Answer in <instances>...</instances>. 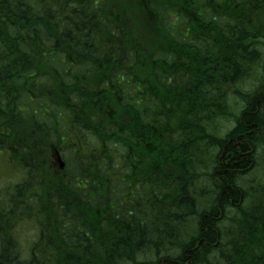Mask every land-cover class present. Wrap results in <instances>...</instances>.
Instances as JSON below:
<instances>
[{
	"label": "trees",
	"instance_id": "obj_1",
	"mask_svg": "<svg viewBox=\"0 0 264 264\" xmlns=\"http://www.w3.org/2000/svg\"><path fill=\"white\" fill-rule=\"evenodd\" d=\"M137 1L0 0V264H264V0Z\"/></svg>",
	"mask_w": 264,
	"mask_h": 264
},
{
	"label": "rangeland",
	"instance_id": "obj_2",
	"mask_svg": "<svg viewBox=\"0 0 264 264\" xmlns=\"http://www.w3.org/2000/svg\"><path fill=\"white\" fill-rule=\"evenodd\" d=\"M155 1V0H153ZM159 3L164 2L165 0H156ZM114 5L116 6L117 9L121 10V11H125L127 14V11H131L134 15L137 16H143V9L145 7L144 4H139V2L137 0H114ZM149 11V15L153 16L151 13V9L148 8ZM135 22H137V17L133 16ZM150 29L148 31H146V33H150L152 30V25L150 23ZM228 102H230L231 104H234V100L233 97H229L228 98ZM219 127L220 129V133L223 134L224 130L226 128H230L231 127V123L229 122H225L223 121H219ZM220 134V135H221ZM264 159V158H263ZM263 159H262V165H263ZM11 159L8 156V154H0V195L2 193V191H4L5 189L11 188L14 184L18 183L20 181L19 175L16 172L17 170V166L14 165V167L9 163V164H5V162H9ZM72 164L71 161H69V164ZM73 166H76V164H73ZM260 173H257V175L261 176V171L260 169L258 170ZM25 197H28V195H26ZM0 201H2V199L0 198ZM14 222V221H13ZM19 222H23L21 225H17L16 229L13 230V232L15 233V235L17 236V238H20V241L22 242L23 246L24 244H28L30 242V240L32 239V237L34 236L35 233H33L34 231V226L29 223V220H19Z\"/></svg>",
	"mask_w": 264,
	"mask_h": 264
},
{
	"label": "flooded vegetation",
	"instance_id": "obj_3",
	"mask_svg": "<svg viewBox=\"0 0 264 264\" xmlns=\"http://www.w3.org/2000/svg\"><path fill=\"white\" fill-rule=\"evenodd\" d=\"M10 162V161H9ZM9 162H5V164H9ZM13 188L11 187V190H12ZM13 190H15V189H13ZM25 194H27V193H25ZM7 196H3V193H1V195H0V198L2 199V201H0V205H2V206H5V207H13V208H15V211L13 210L12 212H11V214H10V216H8L6 219H5V222H19V213H18V202H11L10 201V203H3V201H4V198H6ZM3 203V204H2Z\"/></svg>",
	"mask_w": 264,
	"mask_h": 264
}]
</instances>
